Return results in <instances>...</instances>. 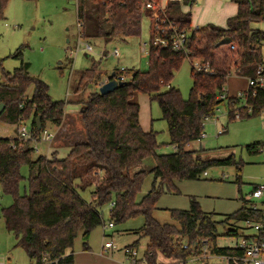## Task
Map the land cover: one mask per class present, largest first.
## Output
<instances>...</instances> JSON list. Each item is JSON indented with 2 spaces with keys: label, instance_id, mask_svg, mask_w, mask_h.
<instances>
[{
  "label": "trees",
  "instance_id": "16d2710c",
  "mask_svg": "<svg viewBox=\"0 0 264 264\" xmlns=\"http://www.w3.org/2000/svg\"><path fill=\"white\" fill-rule=\"evenodd\" d=\"M234 1L238 12L228 18L226 27L210 23L202 28L194 27L191 12L183 10L184 5L192 6L196 0L169 1L164 9L166 22L190 32L188 52L150 44L147 70H133L129 78L125 70H116V75L125 74L122 85L106 94L97 88L80 101L85 140L75 142L65 157L55 153L33 157L36 149L32 142L41 138L47 121L56 126L63 124L67 101L53 99L49 85L30 74V63L23 59V46L11 54L21 63L13 71L2 70L0 103L5 108L0 120L18 125L30 120L32 138L0 137V189L13 197V203L1 212L6 229L16 238V246L25 249L32 264H75L73 253L67 250L73 247L81 228L84 247L88 249V236L104 223L102 208L112 201L115 205L110 209V222L123 223L144 216V224L135 232L148 237L145 254L149 264L156 263L159 254L172 262H185L205 252L243 255L238 247L218 246L217 238L220 223L232 222L233 227L226 233L238 236L239 222L263 215L262 209L253 210L244 198L243 205L222 220L216 219V213L202 210L194 197L189 209L170 210L172 222H161L154 215L162 194L179 192L177 181L200 179L214 165H235L238 171L242 169L233 155L204 159L199 150L188 148L204 132V118L213 115L225 101L219 95L232 71L253 77L264 60V31L253 27L264 21V0ZM8 2L0 0V19L4 18ZM143 2L77 0L82 37H98L108 43L117 38L140 36L143 15L150 11L142 10ZM225 37L231 41L218 45ZM192 57L209 61L214 72L196 71L192 66L193 84L185 99L172 80L183 61ZM97 69L94 64L81 72L77 90L99 84L101 75ZM30 87H33L31 94ZM137 93H147L158 102L168 124L170 143L175 146L173 153H157V132L142 128ZM243 94L244 97L228 96L230 120L236 118L237 112L240 118H247L259 115L264 109V87L249 86ZM262 145L255 142L247 144L246 149L258 153ZM150 156L155 159L149 170L154 180L151 189L140 198L147 171L135 168ZM24 164L29 171L27 190L21 194ZM236 183L241 184L239 175ZM86 189L91 190L90 201L82 196Z\"/></svg>",
  "mask_w": 264,
  "mask_h": 264
},
{
  "label": "rangeland",
  "instance_id": "374dc122",
  "mask_svg": "<svg viewBox=\"0 0 264 264\" xmlns=\"http://www.w3.org/2000/svg\"><path fill=\"white\" fill-rule=\"evenodd\" d=\"M169 1L171 0H161L163 9ZM201 2L202 0H198L194 8L196 9ZM211 12L217 13L214 9H211ZM261 24L264 27V21ZM151 36L152 20L146 15H143L140 36L129 37L126 40L117 38L106 43L102 38L82 37L77 15V0H9L4 18L0 19V80L3 69L13 71L20 65L21 60L12 57L11 54L23 46V59L30 63V74L49 85L53 99L67 101L65 123L72 128L73 134H70L72 141H82L85 140V129L81 116L83 103L80 101L87 99L89 94L103 83L101 80L108 79L113 71L125 69V74L129 78L133 70H147L149 62L146 51L150 47ZM88 44L91 46L90 49L87 48ZM116 48L119 50L118 54L114 53ZM94 64L101 75L99 84H90L80 91L77 90L81 72ZM192 65L191 58H186L172 80V84L181 90L185 99L189 97L193 84ZM225 88L228 96H239L249 88L248 78L232 71ZM32 91L33 87H30L28 93L31 94ZM136 100L140 104V119L142 117L143 121L145 120L149 127L152 125L153 130L157 132L159 143L157 153H173L175 146L170 143L168 124L162 117L158 102L152 100L147 93H137ZM25 123L29 126L30 120H26ZM46 128L55 132L58 126L47 121ZM222 129L225 131L220 132ZM13 131L14 127L9 122L0 120V137H12ZM204 132L206 136L190 143L189 149L199 150L204 159H224L233 155L242 169L238 171L235 165H214L209 167L207 174L202 175L200 179L177 181L178 193H164L158 199L154 215L161 222L173 221L171 209H189L193 197L200 203L202 210L214 212L216 219L222 220L243 205L242 198L246 197L255 184L264 183V112L252 117H237L230 120L225 100L205 121ZM57 139L56 136L51 142L42 138L34 140L32 144L36 150L33 157L51 155L55 151L53 143ZM255 142L263 143L262 151L248 152L246 145ZM66 155L64 148L58 152L59 157ZM154 164L155 159L150 156L135 168L147 171L139 193L140 198L151 189L154 175L149 170ZM28 171V165H22L21 173L24 179L20 184L21 194L27 190ZM237 175L241 177L240 185L236 183ZM82 196L90 201L91 190L82 191ZM263 201L264 196L257 200L259 204ZM12 203L13 197L2 193L0 189V262L31 264L32 260L25 249L16 246L14 234L6 229L3 221L1 210ZM102 212L104 223L90 232L87 239L89 249L84 248V229L79 230L73 245L76 254L75 264H132V259L125 253L126 246L134 247L139 257L146 256L148 237L135 232L144 224V216L139 215L123 223L114 222V226L109 227L110 203L103 206ZM233 225L232 222L218 225V246L235 247L237 242L241 241L242 237L226 233ZM246 231L252 232V229ZM110 240L113 241L114 247L104 248V244ZM200 262L201 259L198 257H190L185 262H172L159 254L156 263L153 264Z\"/></svg>",
  "mask_w": 264,
  "mask_h": 264
},
{
  "label": "built area",
  "instance_id": "2783aa9c",
  "mask_svg": "<svg viewBox=\"0 0 264 264\" xmlns=\"http://www.w3.org/2000/svg\"><path fill=\"white\" fill-rule=\"evenodd\" d=\"M165 9V8H164ZM164 9L161 4L156 0H144L142 5V10H150L149 15L152 20V36H151V44L154 46H161L165 48H171L175 51H183L188 52V41L190 32L180 26L172 23L166 22ZM81 27L82 24L79 23ZM87 48L90 49V44L87 45ZM147 54L149 49H147ZM115 54L119 53V50L115 49ZM193 67L196 71L205 72V73H213L214 69L211 63L204 58L193 57L191 58ZM125 70V69H122ZM117 80L123 81L125 79V74L116 75ZM249 86H261L264 87V60L258 66L256 75L253 77H248ZM239 96L244 97L245 95L241 93ZM220 98L227 100L228 94L227 90L224 87ZM235 117H240V113L237 112ZM209 117H205L203 124L208 120ZM26 121H24L18 128V136L23 139L32 138V131L30 126H27ZM225 131V129L220 130V132ZM54 134L50 132L48 129H44L41 134V138L51 141ZM206 136V133L203 132L200 138ZM37 147V146H36ZM36 149V148H35ZM38 150V148H37ZM207 174V171L204 172V175ZM244 199L248 202V205L253 208V210H263V215L260 218H247L237 225L238 236L242 237L241 241L237 242L235 247H238L243 250V255H221L224 258V261L216 263V264H229L233 261L236 264H264V204H259L257 202L258 199L263 198L264 196V183H257L254 185L253 189L245 195ZM115 205V202H110V209ZM109 227L114 226L113 222H109ZM108 226L105 225L107 228ZM246 229H252V232L246 231ZM114 243L112 240L107 241L104 244V248H113ZM125 253L129 255L132 259V264H143L148 263L147 256H138V251L134 247H125ZM210 254L204 253L201 256H197L201 259L199 264L207 263L205 260ZM0 264H4L0 262ZM209 264V263H208Z\"/></svg>",
  "mask_w": 264,
  "mask_h": 264
},
{
  "label": "crops",
  "instance_id": "0c3cea01",
  "mask_svg": "<svg viewBox=\"0 0 264 264\" xmlns=\"http://www.w3.org/2000/svg\"><path fill=\"white\" fill-rule=\"evenodd\" d=\"M197 2H198V0H196V3ZM195 4L192 5V6L184 5L183 6V10L191 12V14H192V25L194 27H199V28L206 27L210 23H214V24L226 27L228 18L231 17V16L236 15L237 12H238V4L235 3L234 0H202L201 4L198 5L196 7V9L194 8ZM214 4H216L217 6L216 7L213 6ZM211 9L216 10L217 13L215 12V14H214V12H211ZM145 15L150 17L148 12H146ZM253 27L254 28H259V29L264 31V27H263V24H261V22L253 24ZM108 79L101 80V82H106ZM261 112H264V109ZM140 122L142 124V128L145 131H149V130L153 129L152 125L149 127L148 126L149 124H147L145 120L143 121L142 117L140 119ZM9 124L14 127V131H13L12 137L17 136L18 135V128H19L20 125H18L16 123L15 124L9 123ZM50 132H52L54 134V136H53L51 141H53V139L56 136L58 138L55 141V143H53V147H54V150H55L53 153H55L58 156V152L61 149H63V148L68 153L69 150L73 147L75 142L72 141V136H70V134H73L72 128H70L69 124L65 123V118H64L63 124L61 126H58V129L55 132H53V131H50ZM67 136L69 137V139H66ZM262 147H263V145H262ZM37 148H38V146H37ZM53 153H51V155ZM51 155H48V156H51ZM137 170H140V169H137ZM91 198H92V196H91ZM262 204H264V201L262 202ZM3 221H4V217H3ZM4 224H5V221H4ZM126 247H128V246H126ZM88 249H89V247H88ZM67 253H73V255L75 257V260H76V254L74 252L73 247L68 249ZM205 261L207 263H209V264H216V263L224 261V258L221 255H212V254H210Z\"/></svg>",
  "mask_w": 264,
  "mask_h": 264
},
{
  "label": "water",
  "instance_id": "95a60500",
  "mask_svg": "<svg viewBox=\"0 0 264 264\" xmlns=\"http://www.w3.org/2000/svg\"><path fill=\"white\" fill-rule=\"evenodd\" d=\"M231 41V39L229 37H225L222 40H220L218 42V45H222V44H227ZM106 53V52H105ZM124 83V81H119L116 78V71H113L112 74L110 75V78L106 81L103 82L100 86H99V91L102 94H106L111 92L112 90H114L117 86L122 85ZM5 108V104L4 103H0V113L4 110ZM37 124L38 127L41 128V119L40 117L37 118ZM196 242H194V247L196 246Z\"/></svg>",
  "mask_w": 264,
  "mask_h": 264
}]
</instances>
